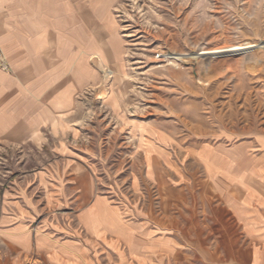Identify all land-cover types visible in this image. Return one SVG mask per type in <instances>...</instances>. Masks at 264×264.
I'll use <instances>...</instances> for the list:
<instances>
[{
    "label": "crops",
    "instance_id": "0c3cea01",
    "mask_svg": "<svg viewBox=\"0 0 264 264\" xmlns=\"http://www.w3.org/2000/svg\"><path fill=\"white\" fill-rule=\"evenodd\" d=\"M116 1L0 0L11 67L0 69L1 142L74 134L79 94L101 82L102 60L116 67L123 52ZM58 149L69 158L62 179L40 180L46 204L65 210L55 222L35 223L0 188V264H264V127L205 139L189 164L180 150L148 146L141 179L112 183L110 193Z\"/></svg>",
    "mask_w": 264,
    "mask_h": 264
},
{
    "label": "rangeland",
    "instance_id": "374dc122",
    "mask_svg": "<svg viewBox=\"0 0 264 264\" xmlns=\"http://www.w3.org/2000/svg\"><path fill=\"white\" fill-rule=\"evenodd\" d=\"M113 11L123 52L116 67L102 60L101 82L79 94L81 127L65 142L0 140V188L35 223L65 211L46 204L40 183L62 179L61 146L110 193L141 179L148 146L180 150L189 164L205 139L264 127V0H117Z\"/></svg>",
    "mask_w": 264,
    "mask_h": 264
},
{
    "label": "built area",
    "instance_id": "2783aa9c",
    "mask_svg": "<svg viewBox=\"0 0 264 264\" xmlns=\"http://www.w3.org/2000/svg\"><path fill=\"white\" fill-rule=\"evenodd\" d=\"M8 67V62L4 57L3 53L0 52V68L6 69Z\"/></svg>",
    "mask_w": 264,
    "mask_h": 264
}]
</instances>
